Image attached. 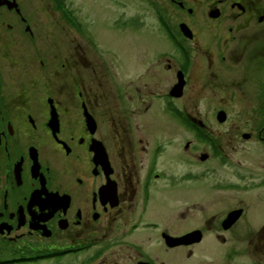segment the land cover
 I'll return each instance as SVG.
<instances>
[{
  "label": "flooded vegetation",
  "instance_id": "1",
  "mask_svg": "<svg viewBox=\"0 0 264 264\" xmlns=\"http://www.w3.org/2000/svg\"><path fill=\"white\" fill-rule=\"evenodd\" d=\"M54 1L56 28L37 26L19 0H0V264H165L147 241L190 257L206 232L222 243L244 240L251 264H264V224L242 232L241 197L207 204L180 185L216 172L199 168L209 162H229L193 97L236 63L238 82L256 73L254 92L264 99V0H162L170 9L156 18L168 47L135 79L118 75L64 1ZM158 105L166 125L159 134L146 122ZM256 112L241 137L264 146V100ZM179 131L184 138L176 139ZM234 165V182L216 178L212 194L242 192L241 161ZM158 181L171 187L174 207L161 223L147 213ZM186 235L193 241L170 244Z\"/></svg>",
  "mask_w": 264,
  "mask_h": 264
},
{
  "label": "rangeland",
  "instance_id": "2",
  "mask_svg": "<svg viewBox=\"0 0 264 264\" xmlns=\"http://www.w3.org/2000/svg\"><path fill=\"white\" fill-rule=\"evenodd\" d=\"M19 1L23 10L33 17L37 26L60 27L59 18L52 10L54 6H57L54 0L49 1L51 5L46 0ZM63 1L67 9L76 16L82 25L85 36L93 39L104 57L113 65L118 66V75L126 74L131 79L137 78L144 72L143 64L148 65L154 62L155 55L165 51V48L168 47L164 34L158 28L156 18L157 10L166 5L162 0ZM166 9L170 8L166 5ZM213 38L208 30H200V39L203 42L211 41L213 57L220 59L219 47ZM199 52L195 55L197 60L202 58ZM249 56L251 57V55ZM217 63L219 64V62ZM239 69L236 63L231 70L224 69L228 71L220 73L219 79L212 78V86L210 90L207 89L204 97H193V103L199 108L202 115L204 113L207 115L208 121L211 122V128L221 134L218 137L229 154V162L218 166L215 165V162H209V167L205 164L199 168L208 170L207 172H210L209 169L215 168L216 172H210L200 179L193 178L189 182H180V185H188L196 192V197L199 196L200 200L207 204L212 202L224 204L231 200L236 201L241 197L245 214L240 219V229L242 232H252L257 231L264 224V186L254 187L252 185L258 183L262 178L264 179V146L254 138L244 140L241 133L250 132L257 124L259 114L256 112V107L264 99L256 96L254 92V80L252 79L256 73L250 75L248 82L239 83L238 81L242 79ZM258 74L264 78L263 70H259ZM186 99L187 96L184 97V101ZM219 108L227 111L226 123L220 124L215 118L214 113ZM146 122L150 125L153 133L159 134L165 130L166 125L159 105L153 106L146 116ZM174 133L177 134L175 135L176 139L185 137L184 133L182 134L180 131ZM163 135L164 137L169 136L166 132ZM203 148L205 146L200 147V149ZM237 160L242 164V192L229 193L224 196L219 193L212 194L208 188L211 183L214 184L221 179H223L222 181L226 180L225 183L234 182L233 172L237 170L234 164H237ZM199 168L195 167V169ZM169 189L171 187L158 181L151 191L147 213L158 223L164 222V215L166 219L174 209L170 203L172 197L167 193ZM221 206L217 204L213 207ZM194 222L196 221L194 220ZM174 223L177 226L182 224V228L186 225V222L174 221ZM188 224L195 226L191 222ZM245 247L244 240L240 242L238 239L231 238L222 243L207 232L199 243L192 246L193 255L190 257H187L186 248L183 247L165 250L159 241L152 240L146 243V249L153 258L165 264H251Z\"/></svg>",
  "mask_w": 264,
  "mask_h": 264
},
{
  "label": "water",
  "instance_id": "3",
  "mask_svg": "<svg viewBox=\"0 0 264 264\" xmlns=\"http://www.w3.org/2000/svg\"><path fill=\"white\" fill-rule=\"evenodd\" d=\"M180 27L182 29V32H184V34H186L185 28H188V27L185 24H181ZM225 117H226L225 111H223V110L218 111V113H217V120L218 121H220V122L224 121ZM248 136H249L248 133L243 134V137H248ZM238 212H240V210H236V212H235L236 216L238 215ZM196 238H195V240H198V237H196ZM192 241H193V239H191V235H186V236H182V237H179V238L173 240V242H171L170 244L176 245V244H182V243H190Z\"/></svg>",
  "mask_w": 264,
  "mask_h": 264
}]
</instances>
